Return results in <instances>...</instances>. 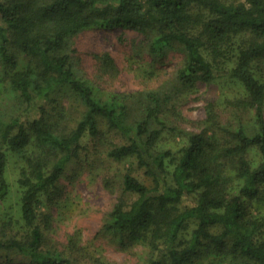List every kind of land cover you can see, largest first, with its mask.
Returning a JSON list of instances; mask_svg holds the SVG:
<instances>
[{
    "label": "trees",
    "instance_id": "16d2710c",
    "mask_svg": "<svg viewBox=\"0 0 264 264\" xmlns=\"http://www.w3.org/2000/svg\"><path fill=\"white\" fill-rule=\"evenodd\" d=\"M0 85L5 100L21 107L6 119L0 110V207L10 194L8 165L15 153L24 161L20 185L25 231L0 215V264L12 255L31 264H74L47 248L52 217L41 209L43 196L57 187L84 149L83 138L109 131L108 156L133 159L152 185L129 171L126 197L105 226L121 243L144 242L150 259L142 264H264V0H0ZM101 28L145 35L158 57L180 50L185 61L169 92H107L79 72L75 38ZM105 64L112 66L106 54ZM231 77L245 88L232 101L249 117L222 123L208 105L202 132L186 133L175 154L159 150L168 130L169 105L201 84ZM62 89L84 108L76 128L49 106ZM136 108L135 115L132 114ZM194 226V227H193ZM200 262V263H199Z\"/></svg>",
    "mask_w": 264,
    "mask_h": 264
},
{
    "label": "rangeland",
    "instance_id": "374dc122",
    "mask_svg": "<svg viewBox=\"0 0 264 264\" xmlns=\"http://www.w3.org/2000/svg\"><path fill=\"white\" fill-rule=\"evenodd\" d=\"M0 23H3L1 17ZM74 48V59L82 76L107 92L139 96L151 90L169 92L185 61L180 50H170L162 57L153 55L145 35L121 28L86 30L75 38ZM106 54L112 58V66L105 64ZM258 75L264 80V64ZM3 86L0 85V110L5 114L3 117L9 119L17 116L21 107L2 101L5 100ZM244 96L245 88L241 82L223 76L215 82L199 85L193 92L174 97L167 119L176 129L164 134L158 149L172 150L177 154L186 145V133L202 132L210 103L215 104L222 123L235 125L244 121L249 115L239 112L232 104ZM54 98L50 110L54 114L65 113L62 125L73 130L82 119L83 106L74 94L64 89ZM135 113L136 108L132 114ZM110 140L124 142L102 122L101 134L97 137L87 134L83 138L84 149L80 157L69 165L57 187L42 198V211L52 217L51 227L47 230V248L58 250L74 264H142L151 256L146 243H121L105 230L110 214L121 198L126 197L127 202L136 199L135 195L124 194V176L129 171L152 185L151 178L133 159L116 161L108 156ZM22 164V157L12 153L8 165L10 194L0 207L3 218H14L16 231H25L21 211L23 188L19 182ZM252 211L264 215V203L254 204ZM12 256L13 263L2 264H31L26 257Z\"/></svg>",
    "mask_w": 264,
    "mask_h": 264
}]
</instances>
